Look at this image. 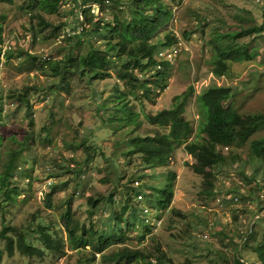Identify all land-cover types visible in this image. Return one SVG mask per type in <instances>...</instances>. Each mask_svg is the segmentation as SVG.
I'll list each match as a JSON object with an SVG mask.
<instances>
[{"label":"rangeland","instance_id":"rangeland-1","mask_svg":"<svg viewBox=\"0 0 264 264\" xmlns=\"http://www.w3.org/2000/svg\"><path fill=\"white\" fill-rule=\"evenodd\" d=\"M25 1L28 0H13V3L0 0V24L4 29V41L0 45V172L11 152H20L12 185L16 190L14 200L7 202L0 211V231L4 226L29 228L33 225V215L40 212L61 231L66 245L64 254L45 250L40 257L24 255L18 249L11 257L4 249L0 264H102L91 247L86 250L72 248L68 229L62 221L70 204L74 221L87 228L92 226L100 233L119 232L122 228L126 232L127 245L133 248L152 250L160 243L175 264H185L189 259L208 264L210 258L215 260L214 264H224L223 258L211 254L207 247L209 242L227 256H232L238 247L247 264H257L254 247L264 237V163L254 157L252 141L264 136V129L240 147L225 149L226 156L235 152L239 160L218 168L214 195L210 197L200 194L204 179L190 168L194 159L184 144L176 147L167 169L146 167L140 156L132 160L124 152L129 148L131 136H146L159 129L168 132V127L151 125L146 115L170 108L174 97L188 92L191 86L194 93L189 97L186 111L193 126L190 140L197 137L200 124L197 96L212 82L234 87L231 103L240 113H264V0H163L172 7L174 17L162 36H176L178 41L171 50L163 49L161 59L171 60L173 67L163 81L152 71L145 74L147 81L151 75H154L152 80L160 81L152 86L148 96L144 93L146 88L126 96L135 121H141L138 130L131 133L130 126H134H126L121 121L124 116L121 104L115 110L118 121L115 119L111 123L112 105L117 95L114 88L117 87L118 92H131L116 66L108 70L109 76L97 81L67 72L63 66L62 74L67 73L69 81L51 73L50 63L65 56L85 54L93 42L106 47L102 27L88 24L87 33L77 43L57 39L53 36L54 28L63 26V22L67 25L59 27L57 32L61 34L74 25L78 28V13L72 14L74 0H63L61 13L41 9L48 22L45 27L37 21L31 24L30 14L23 7ZM102 17L107 21L111 19V15L104 13L99 18ZM95 18L97 20L98 16ZM238 24L263 26L252 39L247 38L252 42L254 57L231 63L229 74L216 77L211 61L215 55L213 40L217 32L234 31ZM31 26L38 28L37 37ZM185 32H190L189 37H185ZM26 52L42 61V69L38 63H27L24 54H20ZM9 53L13 54L11 58H7ZM45 55L51 60L44 61ZM17 91L27 93L31 107L11 98ZM92 148L97 151H89ZM170 169L178 174L172 206L181 210L184 217L176 219L170 229L168 213L163 214L162 226L148 233L141 216L142 205L137 202L138 192L141 189L144 203L152 205L154 194H157L154 188L165 184ZM138 180L140 185L135 183ZM133 184L135 189H131ZM127 188L135 197L137 209L132 207L133 214L123 217L120 223L117 216ZM235 189L238 191L234 193ZM121 190L123 195L118 193ZM116 191L119 197L113 205L106 202L91 215L85 198L100 194L108 197ZM148 193L152 197H147ZM48 195L53 198L50 206ZM4 198L1 194V199ZM254 218H257L253 226L256 233L246 244L245 237L253 231ZM128 220L135 224L133 231L127 229ZM28 236L31 240L36 238L32 232Z\"/></svg>","mask_w":264,"mask_h":264},{"label":"trees","instance_id":"trees-1","mask_svg":"<svg viewBox=\"0 0 264 264\" xmlns=\"http://www.w3.org/2000/svg\"><path fill=\"white\" fill-rule=\"evenodd\" d=\"M13 3V0H3ZM63 0H28L24 2L27 12L30 14V22L32 25L39 22L43 27L48 25L41 9L61 13V2ZM98 3L104 14L111 15L110 21L107 18H97L92 14L90 8H84L87 5ZM75 7L72 14L83 12L85 22L102 27L104 30V39L107 46H101L93 42L87 53L76 56H65L56 63H50L52 74L60 75L62 79L69 81L68 74L62 69L65 67L67 72L79 73L81 77L92 81L103 80L110 75L108 70L117 67L119 76L124 79L130 86L131 92L116 90V101L113 103V114L111 123L115 119L118 121V115L115 111L120 105L124 116L121 121L128 126L133 125L130 133L138 130L141 121H135L134 111L131 108L127 97L135 94L139 89H144L145 95H149L152 86L159 83L151 78L156 74L163 81L173 67L171 60H162L164 55L163 49L171 50L177 37H171L169 34L162 36L163 30L173 19L172 7L163 0H111L110 4H106L105 0H74ZM82 9V11H81ZM110 11V14L107 12ZM65 14V11H64ZM239 17V16H238ZM78 25L80 19L76 18ZM61 25H67L63 22ZM54 28L53 36L58 39L61 32H57L59 27ZM42 27V28H43ZM66 27V26H65ZM35 37L39 32L38 28L31 26ZM76 29L77 26L71 27ZM41 29V28H40ZM3 25L0 24V45L3 43ZM263 30V26L253 25L243 27L238 24L234 31H225V33L217 32L213 40L215 46V55L212 61V73L216 77H223L230 72V64L242 61L252 60L254 57L251 40L247 38L253 34ZM87 33L86 29L79 35H73L65 38L64 41H80L82 35ZM185 37H189L190 32H185ZM36 41V39H35ZM24 54V58L29 65L39 64L40 69L43 67L42 61L30 52ZM13 54L9 53L7 58H11ZM42 58L44 61H50ZM63 66V67H62ZM149 71L153 72L150 79L145 80V74ZM62 74V75H61ZM164 88V86L162 85ZM52 90V89H51ZM69 88H67V91ZM234 87L232 85H219L212 82L207 85L197 96V111L200 116V124L197 131V137L190 140L193 132V126L187 118V104L189 97L194 93V87L191 86L188 92L173 99V105L170 108L162 109L159 112H149L146 115L147 121L158 127H168V132L157 131L149 132L146 136L136 135L129 138V148L124 152L130 159L140 156L142 163L149 168H168L170 167L175 149L178 145L184 144L185 150L192 156L194 161L189 164L190 168L197 175L204 179V188L200 193L204 197L214 195L215 180L218 176V168L230 165V161L237 163L239 155L235 152L231 156H226L225 149L240 147V145L249 141L253 135L264 129V113L242 114L236 110L232 103ZM28 92V89L26 90ZM14 92L11 98H16L20 103H25L31 107L27 93ZM127 96V97H126ZM118 102V104L116 103ZM126 112L127 115L124 113ZM2 138L0 136V145ZM97 151V148L89 149V151ZM253 155L264 163V136L252 141ZM88 154H92L88 152ZM20 155L19 151H12L10 157L3 164V170L0 172V211L5 208V204L13 201V193L16 190L12 187L16 174V162ZM92 156V155H91ZM133 160V159H132ZM178 174L174 170H168L165 184L154 188L155 201L151 205L153 210H158L159 216L168 213L170 221V229L176 223V219L184 217L181 210H177L172 206L175 198V189ZM139 181V180H138ZM136 182V181H135ZM134 183V182H133ZM151 186V185H150ZM136 186L131 187L135 189ZM238 191L235 189L233 192ZM140 189L138 193H142ZM118 193H124L122 190ZM112 192L108 197L104 194L97 196H89L85 198L89 211L93 215L106 202L113 205L115 197L119 194ZM1 194L4 199H1ZM123 207L121 209L119 222H123V217L130 216L133 212L131 208L137 209L132 191L127 188L125 190ZM123 195V194H122ZM139 195V194H138ZM147 195V194H146ZM148 193L147 197H152ZM52 195L47 196V204H52ZM150 199V198H149ZM118 200V199H117ZM161 212V213H160ZM133 214V213H132ZM175 214V216H174ZM236 218V217H234ZM62 221L68 229V237L72 248L77 250H86L88 247L93 249L92 253L98 254L102 264H175L174 259L157 243L155 248H133L126 243V232L120 228L119 232L100 233L87 228L79 222L74 221L71 213V204L65 214L62 215ZM164 221V220H163ZM34 226H33V225ZM31 227L20 228L17 226H4L0 231V261L4 255V249L12 257L15 250H20L24 255L30 257H40L45 250L53 251L58 254L65 253L66 241L61 236V231L55 229L50 220L44 219L40 212L33 215ZM135 224H130V231L134 229ZM145 231L150 233L153 229L145 226ZM32 232L36 235L31 240L28 233ZM256 228H253L251 234L247 235L249 239L254 237ZM193 237V236H192ZM5 243V245H2ZM245 244V245H246ZM43 246V247H42ZM211 254L217 258H223L224 264H247L243 253L239 252L237 247L233 251L232 256H227L221 250L216 248L212 243L207 244ZM254 252L258 257L257 264H264V237L262 242L254 247ZM224 256V257H223ZM152 260L154 262H152ZM215 260L208 259V264H214ZM185 264H198L189 259Z\"/></svg>","mask_w":264,"mask_h":264},{"label":"built area","instance_id":"built-area-1","mask_svg":"<svg viewBox=\"0 0 264 264\" xmlns=\"http://www.w3.org/2000/svg\"><path fill=\"white\" fill-rule=\"evenodd\" d=\"M106 4H110L111 0H105ZM84 8H90L92 14L95 17H100V14L102 13V9H101V5L98 3H94L92 5H87ZM78 17L80 19V23L78 25L77 29H72V28H67L63 31V34H61L58 39H65L67 37L73 36V35H80L83 30H85L86 26H89L87 22H85V18H84V13L83 12H79L78 13ZM44 59H48L47 56H43ZM137 185H140L139 181L135 182ZM115 199H117L115 197ZM137 202L140 203L142 206L140 207V211H141V216H142V220H143V224L144 226H149L154 230H157L159 227L162 226L163 224V220H164V216L162 215L161 217L158 215L159 212L158 210H153L151 207V205H147L144 203V195L142 193H140L137 196ZM161 213V212H160ZM207 237V236H206Z\"/></svg>","mask_w":264,"mask_h":264},{"label":"water","instance_id":"water-1","mask_svg":"<svg viewBox=\"0 0 264 264\" xmlns=\"http://www.w3.org/2000/svg\"><path fill=\"white\" fill-rule=\"evenodd\" d=\"M258 217V216H257ZM257 218H254V220H253V225H252V228H253V226H254V224H255V220H256Z\"/></svg>","mask_w":264,"mask_h":264}]
</instances>
